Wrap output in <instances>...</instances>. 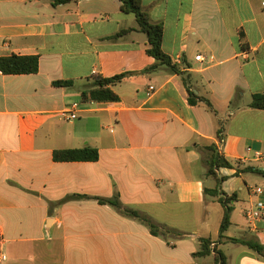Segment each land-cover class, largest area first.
Instances as JSON below:
<instances>
[{"label":"crops","instance_id":"obj_1","mask_svg":"<svg viewBox=\"0 0 264 264\" xmlns=\"http://www.w3.org/2000/svg\"><path fill=\"white\" fill-rule=\"evenodd\" d=\"M53 1L0 0V57L39 56L37 73L0 71V264H214L217 250L228 264H264V219L245 216L264 202V110L249 106L264 93V0H143L182 74L144 72L156 59L120 0ZM123 29L132 30L112 38ZM125 72L112 87L118 101L82 99L93 77ZM184 78L216 112L189 103ZM213 144L233 164L216 170L235 195L220 240L224 207L206 164ZM85 147L98 160H54L55 150ZM114 196L181 236L153 235L97 200ZM202 239L212 253L194 256Z\"/></svg>","mask_w":264,"mask_h":264},{"label":"trees","instance_id":"obj_2","mask_svg":"<svg viewBox=\"0 0 264 264\" xmlns=\"http://www.w3.org/2000/svg\"><path fill=\"white\" fill-rule=\"evenodd\" d=\"M73 0H54L53 4H66ZM122 2V11L125 13L134 14L138 24V30L146 34L148 41L147 53L156 59V64L145 70L144 72H149L155 70L158 66H166L171 72L182 74L180 69L173 64L172 59L163 50V37L164 28L163 24L159 22H153L148 14L143 8V0H120ZM132 29H123L117 33L112 38H119ZM0 71L5 75H18V74H34L39 71V56L38 55H16L12 54L10 56L0 57ZM133 74L132 72H125L113 77L105 78L102 76H95L92 79L91 85L82 91V99L84 101L92 100L96 102H115L119 100V96L113 91L112 87L120 83L124 78ZM184 84L188 92V100L191 105H196L198 102H205L210 109L216 112L210 103V101L204 97L197 95L194 90H192L186 83V78L183 79ZM72 81H55V86H71ZM253 109L264 110V93H259L253 95L252 101L249 105ZM221 127L218 130V136L222 138ZM207 149L211 152L209 158L206 160L208 166V175L215 178L217 181L216 187L212 190L213 195L218 197L219 202L224 207V215L220 227V240L223 233L228 229L231 224V213L234 209L231 202L235 200V195L228 196L221 189V184L225 177H219L216 170L222 167L231 168L233 164L228 161L225 157L220 155L217 151L216 146L210 145ZM54 160L58 162H69V161H96L99 158V152L97 149L92 147H85L82 149H65V150H55L53 154ZM264 174V172H263ZM75 199L89 198L87 196L75 195ZM102 204L111 205L116 208L122 215L137 219L141 223L145 224L150 228L153 235L156 236H166L168 234L181 236L178 231L159 227L151 217L139 212L138 210L125 207L120 201L118 196L113 198H98L97 199ZM235 242H240L251 249L262 252V247L251 240L245 239H233ZM201 249L194 256H207L212 253L210 246L212 241L210 239L201 240ZM215 263L214 264H228L227 258L222 251H214Z\"/></svg>","mask_w":264,"mask_h":264},{"label":"built area","instance_id":"obj_3","mask_svg":"<svg viewBox=\"0 0 264 264\" xmlns=\"http://www.w3.org/2000/svg\"><path fill=\"white\" fill-rule=\"evenodd\" d=\"M197 61H203L204 57L202 55H198L196 57ZM173 62V61H172ZM177 63H180V61H177ZM175 64V63H174ZM77 109H78V104H73L70 110L66 111L67 119L68 120H75L77 119ZM248 151H251V148L248 149ZM257 157H260V153H256ZM246 158H240V162H244ZM256 192L262 193L263 189L262 188H257ZM246 218L248 219L249 222L253 223L258 220L264 219V202L258 201L255 206L249 208L246 213H245ZM7 259L6 255H0V263L5 261Z\"/></svg>","mask_w":264,"mask_h":264},{"label":"rangeland","instance_id":"obj_4","mask_svg":"<svg viewBox=\"0 0 264 264\" xmlns=\"http://www.w3.org/2000/svg\"><path fill=\"white\" fill-rule=\"evenodd\" d=\"M208 258H210V259H211L212 257H208Z\"/></svg>","mask_w":264,"mask_h":264}]
</instances>
